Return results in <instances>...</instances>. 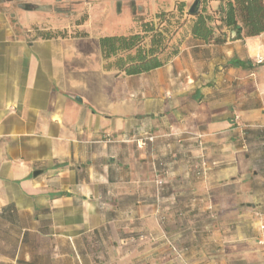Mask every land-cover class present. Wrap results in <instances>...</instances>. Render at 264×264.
<instances>
[{"label":"crops","instance_id":"crops-1","mask_svg":"<svg viewBox=\"0 0 264 264\" xmlns=\"http://www.w3.org/2000/svg\"><path fill=\"white\" fill-rule=\"evenodd\" d=\"M83 2L0 0V264H264V32L118 74Z\"/></svg>","mask_w":264,"mask_h":264},{"label":"trees","instance_id":"trees-1","mask_svg":"<svg viewBox=\"0 0 264 264\" xmlns=\"http://www.w3.org/2000/svg\"><path fill=\"white\" fill-rule=\"evenodd\" d=\"M209 0H201L196 14L188 12L185 1H177L170 10H160L152 20L141 22L140 30L128 34L104 35L99 39L106 70L118 74H140L169 63L180 51L184 37L190 33L207 43L222 44L243 36L264 32V0H220L217 9L209 10ZM61 32H43L53 37ZM180 35V34H179Z\"/></svg>","mask_w":264,"mask_h":264},{"label":"rangeland","instance_id":"rangeland-1","mask_svg":"<svg viewBox=\"0 0 264 264\" xmlns=\"http://www.w3.org/2000/svg\"><path fill=\"white\" fill-rule=\"evenodd\" d=\"M88 4L83 2L84 5L81 6H71V8H64V20H68V22L72 24L77 23H84L90 19V17L96 18L94 19V23L92 25L93 30L96 31H102V33H107V35H115V34H128L137 32L140 30L141 22L144 20H152L155 18V16H152L150 18H141V16L138 14L136 8L134 7L135 0H113V9L104 8L107 6V3L110 0H87ZM122 1V5L124 9L120 11V5H118ZM147 2V10L146 12L153 14L155 13L158 3L156 0H145ZM207 1V3H209ZM81 4V3H80ZM90 9V10H89ZM103 9V13L96 14V12ZM108 10V11H107ZM107 11V12H106ZM92 14V16H91ZM98 15V16H97ZM185 27L181 28L176 35L177 38H181L183 36L184 38V31ZM45 32V31H44ZM61 33L67 35H76L78 33H82L81 31H75L74 29L72 31H61ZM180 34V35H179ZM178 249V248H177ZM180 251V249H178ZM181 252V251H180ZM176 254V258L182 262V264H186L187 260L184 257V254L181 252V256Z\"/></svg>","mask_w":264,"mask_h":264},{"label":"built area","instance_id":"built-area-1","mask_svg":"<svg viewBox=\"0 0 264 264\" xmlns=\"http://www.w3.org/2000/svg\"><path fill=\"white\" fill-rule=\"evenodd\" d=\"M256 62L257 63H263L264 62V58L262 56H258L256 58ZM108 137H109V135H108ZM154 138H155L154 136L148 135L145 140H143V139L139 140V144H140V146H143V145L146 144L147 141H149V142L154 141ZM197 144H198V146L201 149L203 148V144H202L201 140H199ZM201 156L203 157L204 154H202ZM195 169H196L195 170V173H196L197 176H201L202 174H204L205 173V170H206V163H205V161L202 160L201 165L199 167L197 166ZM156 182H157L158 185H162L165 182V180L163 178H159V179L156 180ZM260 227H261V229H264V224H262ZM173 250L177 253V255H179V256L182 255L181 252L178 251L177 248L173 247Z\"/></svg>","mask_w":264,"mask_h":264},{"label":"water","instance_id":"water-1","mask_svg":"<svg viewBox=\"0 0 264 264\" xmlns=\"http://www.w3.org/2000/svg\"><path fill=\"white\" fill-rule=\"evenodd\" d=\"M200 7H201V0H193V2L188 7V12L190 14H196L200 10ZM41 172L42 170H36L34 172V176H38L39 174H41Z\"/></svg>","mask_w":264,"mask_h":264}]
</instances>
